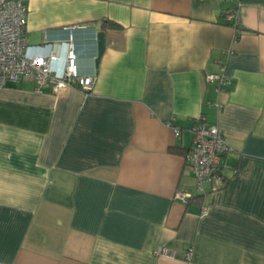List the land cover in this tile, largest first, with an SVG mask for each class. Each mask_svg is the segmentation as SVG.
<instances>
[{
	"label": "crops",
	"instance_id": "obj_1",
	"mask_svg": "<svg viewBox=\"0 0 264 264\" xmlns=\"http://www.w3.org/2000/svg\"><path fill=\"white\" fill-rule=\"evenodd\" d=\"M22 1L29 46L72 37L96 79L0 91V264H264V0ZM199 121L231 147L203 194L185 162Z\"/></svg>",
	"mask_w": 264,
	"mask_h": 264
},
{
	"label": "built area",
	"instance_id": "obj_2",
	"mask_svg": "<svg viewBox=\"0 0 264 264\" xmlns=\"http://www.w3.org/2000/svg\"><path fill=\"white\" fill-rule=\"evenodd\" d=\"M225 18L233 22L236 12H227ZM26 26L25 3L22 0H0V91L8 82L30 80L35 83L37 89L49 88L53 94H59L72 87L90 93L96 76H86L78 72L73 38L64 42L65 52L62 55L54 52L49 43L45 44L47 52L37 53L35 48L28 44ZM232 27L236 29L237 24L233 22ZM57 63H60L61 67L56 68ZM205 79L217 92L232 84L231 78L224 73L223 68L219 72L207 74ZM191 132L192 143L185 156V162L191 170L195 193L203 194L205 184H210L212 190L222 188L226 184V178L222 174L224 158L231 151V147L215 125L199 121L191 128ZM176 196L187 202L194 195L178 191ZM154 254L159 257H172L169 251L162 247L157 248ZM191 257L192 251H189L186 258Z\"/></svg>",
	"mask_w": 264,
	"mask_h": 264
},
{
	"label": "water",
	"instance_id": "obj_3",
	"mask_svg": "<svg viewBox=\"0 0 264 264\" xmlns=\"http://www.w3.org/2000/svg\"><path fill=\"white\" fill-rule=\"evenodd\" d=\"M105 48V34L103 32H99L97 34V50H98V54H97V58L95 60V65L97 66L99 63V60L101 58V55L103 54Z\"/></svg>",
	"mask_w": 264,
	"mask_h": 264
},
{
	"label": "trees",
	"instance_id": "obj_4",
	"mask_svg": "<svg viewBox=\"0 0 264 264\" xmlns=\"http://www.w3.org/2000/svg\"><path fill=\"white\" fill-rule=\"evenodd\" d=\"M101 27H102V29H105L106 27H107V28H112V29H119V26H118V25H116V24H114V23H112V22H109V21H103L102 24H101ZM186 155H187V154H186ZM196 198H199V197H195V198H193V199H189L188 201H189V202H190L191 200H195V201H197Z\"/></svg>",
	"mask_w": 264,
	"mask_h": 264
}]
</instances>
